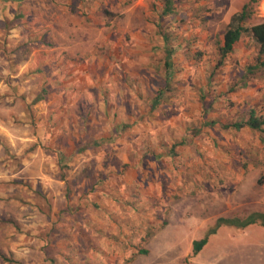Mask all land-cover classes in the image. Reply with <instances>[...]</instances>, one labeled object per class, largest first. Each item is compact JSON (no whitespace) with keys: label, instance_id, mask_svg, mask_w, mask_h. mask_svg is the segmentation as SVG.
I'll list each match as a JSON object with an SVG mask.
<instances>
[{"label":"rangeland","instance_id":"374dc122","mask_svg":"<svg viewBox=\"0 0 264 264\" xmlns=\"http://www.w3.org/2000/svg\"><path fill=\"white\" fill-rule=\"evenodd\" d=\"M244 5L264 21V0H0V264H264L259 224L191 254L264 213V130L224 128L264 114L250 36L218 63Z\"/></svg>","mask_w":264,"mask_h":264},{"label":"trees","instance_id":"16d2710c","mask_svg":"<svg viewBox=\"0 0 264 264\" xmlns=\"http://www.w3.org/2000/svg\"><path fill=\"white\" fill-rule=\"evenodd\" d=\"M106 14L111 17L113 13L107 12ZM248 11L247 5H244L241 10L233 13L228 21L226 30L223 34L221 39L222 45L219 48V57L220 60L218 61L219 65L223 64V60L230 55L231 53L235 52L239 48L240 38L243 34H248L250 39L254 41L258 47V54H264V21L255 24L252 26H247L246 22L248 19ZM168 54H171V50L169 49ZM257 67H264V61L260 58H257L256 61ZM215 124L214 121L209 122V125ZM224 128L229 129L233 128L235 130H240L242 128H249L251 131L261 132L264 130V114H258L254 109H250L244 120L230 122ZM259 183L262 182V179L258 181ZM252 224H259L260 226L264 227V213L263 212H252L249 213L244 218H218L215 223L210 226L203 237L199 240H194L192 242V255L198 254L202 248L207 244L208 239L211 235L215 234L217 230L222 226H234L237 228H245ZM0 257L2 259H6L4 254L0 251Z\"/></svg>","mask_w":264,"mask_h":264}]
</instances>
